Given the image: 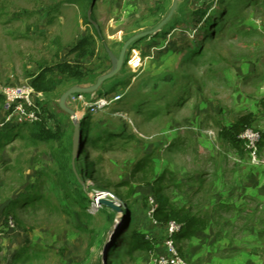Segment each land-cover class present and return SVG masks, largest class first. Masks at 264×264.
<instances>
[{"label":"rangeland","instance_id":"1","mask_svg":"<svg viewBox=\"0 0 264 264\" xmlns=\"http://www.w3.org/2000/svg\"><path fill=\"white\" fill-rule=\"evenodd\" d=\"M173 1L0 0V86L31 80L42 63L76 61L67 51L86 37L95 55L81 60L83 67L106 70L105 47L118 56L127 39L153 30ZM132 49L140 57L136 68L127 64ZM90 95L109 105L90 114L69 102L80 126L89 116L90 129L85 136L87 126L80 127L74 175L67 164L73 133L63 115L55 117L64 133L61 152L54 141L33 140L26 127L1 142L0 207L22 193L38 198L17 211L21 227L0 239V264H107L114 237L125 231L123 207L131 219L126 232L144 234L153 248L131 255L122 247L111 262L151 264L163 247L150 214L162 174L170 205L208 223L177 245L187 264L194 263L191 253L199 254L198 264L228 256V241L243 249L263 216L255 192L264 189V173L221 131L250 114L251 127L264 132V0H179L159 33L131 45L120 72ZM114 97L120 99L111 103ZM103 193L116 207L92 201Z\"/></svg>","mask_w":264,"mask_h":264},{"label":"trees","instance_id":"2","mask_svg":"<svg viewBox=\"0 0 264 264\" xmlns=\"http://www.w3.org/2000/svg\"><path fill=\"white\" fill-rule=\"evenodd\" d=\"M90 4V3H89ZM86 21L88 22L87 18ZM89 23V22H88ZM220 24V23H219ZM94 29V28H93ZM94 32L97 34L96 29H94ZM159 33V32H158ZM157 33V34H158ZM67 55H73L75 60L74 62H70L67 60H63L55 65H46L44 63L40 64L38 66V72L36 74H33L31 76V86L33 87L34 91L37 93H40L43 97V99L38 102L37 104L40 106L41 114H42V121L37 122L32 125H14V126H8L3 129H0V145L1 142L6 139L8 136L13 135L17 132V128L26 127L29 128V132L31 135V138L33 140H43V141H54V145L58 144L60 148V152L63 148V145L61 142H63V129L61 121L60 123H57V119L55 117L57 115H63L66 118V121L71 126L72 133L74 130V125L70 119V117L63 113L62 111L58 110V112H51V108H58V100L62 93L66 91L68 88L79 85V86H89L95 83L96 79L108 72L110 70L111 64L109 58L106 56V61L108 65L104 68L106 70L103 71H96L89 69L88 67H83V64L81 63V60L83 59H90L92 58L94 54L93 49V43L91 37H86L78 41L69 51H67ZM103 68V69H104ZM65 87V89L62 88ZM61 91V92H60ZM59 92V93H58ZM2 98L0 96V108H1ZM2 114V112H1ZM88 119L89 116L85 115L84 122L80 126L81 128L86 127L85 129V136L89 134V128H88ZM87 120V121H86ZM253 123V116L248 114L245 116L239 117L235 123L230 125L227 128H223L221 131V134L224 138L228 139L233 144H240L241 152L244 153L247 158V151H245L244 142L238 138V136L245 130V129H253L251 127V124ZM64 124V123H63ZM80 128V129H81ZM7 129H9L7 131ZM6 130V131H5ZM256 131L255 129H253ZM259 132V131H257ZM260 141L257 145L258 151L262 150L264 146V132L260 133ZM81 136V135H80ZM53 145V147H54ZM56 148V147H55ZM69 149V148H68ZM71 149V148H70ZM57 150V149H53ZM59 151H57L58 153ZM68 152V151H67ZM71 153V150H70ZM52 156H56V153H52ZM68 164L69 173L71 175H74L73 173V163L71 165L70 161ZM257 168V167H256ZM259 169L263 172V170L259 167ZM142 170L141 166L136 167V171ZM264 173V172H263ZM86 175H88V172H86ZM165 179V174L160 175L156 181L155 186L152 188V200L153 203H155V208L153 211V218L156 221L158 229H160L162 233V242L164 239V233H165V226L168 222H175L177 224L181 225V230L178 234L174 236V241L177 247V250L179 252L178 246L181 241H189L191 240L195 235L198 233H202L207 228V220L205 218L200 217L199 215H196L189 211L186 208H179L175 209L173 208L170 203L168 197H166L163 194L161 182ZM75 184L77 182L80 183L78 179L73 180ZM69 184V179L64 178L61 183V188L66 191L67 185ZM30 187H26L25 189L28 190ZM35 195H29L22 193L15 199L9 200L5 205L2 206L1 215L4 220L3 226L5 225L6 221L11 218L16 224L21 227V223L19 222L17 218V211L24 209L26 205H29L33 199H37ZM80 201L84 202L87 198L85 195H80ZM124 206V205H123ZM123 212L125 213L124 216V224H122L123 229L125 231L118 232V234L114 237L113 245L111 246V250L109 251L107 264H112V260L116 258L117 250L120 248H124L127 253L133 255L136 252H145L152 250V242L144 235L138 232H132L128 234L126 232V228L129 227L130 224V212L127 207H123ZM111 220L113 219V216L110 217ZM0 252H1V246H0ZM19 253H15L12 257V261H16L18 259ZM180 254V252H179ZM183 258V257H182Z\"/></svg>","mask_w":264,"mask_h":264},{"label":"built area","instance_id":"3","mask_svg":"<svg viewBox=\"0 0 264 264\" xmlns=\"http://www.w3.org/2000/svg\"><path fill=\"white\" fill-rule=\"evenodd\" d=\"M140 63V57L135 49L131 50V56L127 64L136 68ZM0 96L2 98L1 112L2 119L0 121V129L14 125H32L42 121V114L40 106L37 104L43 97L40 93L34 91L30 80L17 86H0ZM120 97H114L111 101H118ZM72 102L74 105L78 103L84 112L92 114L98 110L109 105L107 99H93L90 95L89 101L86 100L85 95H75ZM76 108V106H75ZM76 110V109H75ZM238 138L244 142L245 151H247L248 161L254 166L260 167L264 172V158L260 156L258 151V143L260 141V134L253 129H245ZM102 198L112 203L110 195L103 193ZM111 200V201H110ZM150 203H153L151 200ZM114 204V203H113ZM154 209L151 211V216ZM153 224L157 225L155 220ZM15 229L14 221L9 218L5 225L0 228V239L6 233ZM181 230V225L173 221L168 222L165 226L164 239L162 242L163 253L157 255L151 260V264H187V262L179 254L174 236Z\"/></svg>","mask_w":264,"mask_h":264},{"label":"water","instance_id":"4","mask_svg":"<svg viewBox=\"0 0 264 264\" xmlns=\"http://www.w3.org/2000/svg\"><path fill=\"white\" fill-rule=\"evenodd\" d=\"M178 1L179 0L173 1L171 8H170L168 14L166 15V17L153 30L138 33L136 35H133L129 39H127L125 41V43L123 44L118 56L113 55L105 47V52L107 54V57L110 60L111 67H110V70L108 72L100 75L96 79L94 84L89 85V86L74 85V86L68 88L66 91H64V93H62V95L60 96V98L58 100L59 110L65 114H67L70 117V119L74 125L73 142H72V163L74 162V157L76 156V152H77L78 138L80 136V123L77 121V115H76L75 110L69 106V102L73 100L75 95H85V94L90 95V94L97 92L99 87L103 83H105L106 81L111 80L113 77H115L120 72V70L122 69V67L124 66V64L126 62V56L128 54V50H129L130 46L133 45L134 43L141 41L142 39H145L146 37L157 34L161 30V28L167 23V21L172 17L174 11L176 10ZM91 4L92 3H90L89 8H88L89 11H90L91 6H92ZM87 20L94 27V29H96L97 34L100 37L97 25H95L88 18V15H87ZM92 201H96V197H93ZM101 203L108 205L111 208L116 207L115 204L110 203L104 199L101 200Z\"/></svg>","mask_w":264,"mask_h":264},{"label":"crops","instance_id":"5","mask_svg":"<svg viewBox=\"0 0 264 264\" xmlns=\"http://www.w3.org/2000/svg\"><path fill=\"white\" fill-rule=\"evenodd\" d=\"M248 194L250 193L248 192ZM255 196L257 197L258 201L262 202L260 209L263 212V216H261L262 219L256 217V228L251 231V236H248L247 241L244 244L241 241V246H243V249L238 250L236 244V246H233L234 243L228 241V256L209 258L207 260L208 263L206 262V264H264V189H257ZM240 203H242V201H240ZM240 203L239 205H241ZM242 207L244 208L243 205ZM1 208L2 206L0 209ZM256 213H260V211H257ZM159 233H161V231ZM199 234L201 233H198L197 235ZM160 241L162 242V233L160 234ZM178 243L179 245H182L183 241ZM158 250L161 251L160 254L163 253V247L162 249L158 247ZM192 254L194 253L189 255L194 261L193 264H198L197 260H199V254L196 256H193Z\"/></svg>","mask_w":264,"mask_h":264},{"label":"bare ground","instance_id":"6","mask_svg":"<svg viewBox=\"0 0 264 264\" xmlns=\"http://www.w3.org/2000/svg\"><path fill=\"white\" fill-rule=\"evenodd\" d=\"M81 114H82V113H81ZM79 116H80V115H79ZM101 200H103V199H102V196H101V197L99 196V197L97 198V200H96L97 202L95 201V203H100V204H101Z\"/></svg>","mask_w":264,"mask_h":264}]
</instances>
